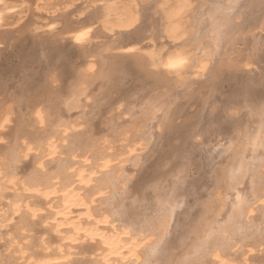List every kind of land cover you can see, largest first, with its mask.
Instances as JSON below:
<instances>
[{
    "label": "bare ground",
    "instance_id": "obj_1",
    "mask_svg": "<svg viewBox=\"0 0 264 264\" xmlns=\"http://www.w3.org/2000/svg\"><path fill=\"white\" fill-rule=\"evenodd\" d=\"M76 1L0 0V46L31 5L55 13ZM92 1L106 40L83 54L53 119L41 108L33 111L37 137L18 129L21 98L0 97V240L5 223L18 222L0 249V264H264V77L251 74L249 56L232 59L243 32L264 35L254 32L264 31V0ZM149 12L170 44L165 50L137 44L134 35ZM93 29L91 23L67 25L64 40L80 47ZM132 64L143 73L140 87L108 102L115 112L104 129L79 133L93 87L108 82L113 88L116 75ZM223 81L235 87L220 99ZM203 84L208 95L189 118L178 153L160 148L175 155L167 158L164 150L166 167L158 166L147 198L138 175L164 132L177 128L187 107L181 99ZM71 136L77 137L67 146ZM196 153L198 172L211 179L202 200L200 179L189 177ZM30 157L35 166L21 178ZM188 204L197 210L191 219ZM36 218L57 235L55 243L48 236L34 240ZM86 242L94 251L89 263H79L74 255Z\"/></svg>",
    "mask_w": 264,
    "mask_h": 264
},
{
    "label": "rangeland",
    "instance_id": "obj_2",
    "mask_svg": "<svg viewBox=\"0 0 264 264\" xmlns=\"http://www.w3.org/2000/svg\"><path fill=\"white\" fill-rule=\"evenodd\" d=\"M9 1L17 2L19 0ZM115 1L120 2L121 0ZM97 3L98 2L96 1L94 3L92 0L88 2L80 0L76 1L75 4L69 7L66 12L58 11L55 13L52 12V10H33L34 6L31 5L30 8L32 7V12L31 9L27 10L30 13L26 11L28 13L27 16L26 12L23 13V18H25V16L26 18L24 20L23 18L20 20L22 24L17 22L20 27L16 25V23L13 24L14 26L11 24L6 26L7 29L11 25V29L9 28L11 31L6 34L4 42L0 46V97H8L11 94H14L17 98H21V118L23 119V122L18 129H20L22 135L25 137L31 136L34 138L41 132L38 129V126H36L32 121L33 111L37 108H41L45 114H49V119H53L55 117L53 113L56 111L54 107L56 106V108H58L59 96L69 87V83L75 75L74 72L77 70L76 68H78V65L83 60V54L87 51V49L95 48L98 42L106 40L103 31L99 27L100 22L97 20L98 18H96L97 15H99ZM152 16L153 15L150 14V12L149 15L147 14L143 21L142 29L138 32L139 35H134L139 39L137 44H139L143 50L151 47L164 48L165 50L170 47V44L163 37L159 36V33L154 27ZM51 19H53V23L48 26L47 22ZM84 23H91L94 27L92 30L93 35L89 42H85L80 47H77L70 41L64 40L67 36L64 35L63 32L65 31L67 25L77 26ZM254 32H260L262 35L264 34V31L259 29H254ZM249 34L250 32H243L237 38V42L233 46L234 50L232 49V59L234 57L233 60L237 61L239 58L242 59L243 57L245 58L249 56L252 68L251 74L256 75V77L259 78L264 77V35L262 37H258V35H256L253 39L252 36H249ZM59 52L63 53V56L59 54ZM60 55L63 59H61ZM128 66L126 67V71L124 73L116 75L115 78L117 79L113 84V88H111L112 83L108 82H106L104 86L96 85L93 87L92 93L89 97V105L85 107L86 113L82 115V118L80 117L81 119H79L84 125L83 129H80L81 131L79 133H82L87 127L90 128V126H92L91 128L95 131H101L104 129L107 117L115 112L108 109V102L113 103V101L120 96L121 92L126 91L128 93L129 91L140 87V82L144 80L143 73L140 72L136 66L133 67V64L132 67L131 65L129 67ZM231 83L232 82L229 81H223V89H221V93L218 95L220 99H223L230 92H233L235 86L232 89L234 82L233 84ZM115 85H117V87ZM201 86L202 87L199 91L194 92L190 97L181 99L182 101L187 102V107L182 116L176 120L177 128L175 127L174 133L171 135L164 132L162 141H159V143L157 142L155 147L152 148L154 150L149 153L150 155L148 154L149 156L145 161L146 164L142 169L143 171H141L138 175V180H140L139 183L143 182L141 183V188L146 191L145 194H147V198H151L152 196V192L149 190L150 188H148L147 185H149V182L156 174H158V169H161L159 167H166L164 164L167 162L164 160L165 155L167 154L166 157L170 156L171 158L173 156L172 158H174L175 154L171 155V153H175V151L178 153V150L181 148L180 146H182V143L185 142V140L182 142V137L187 135L189 132L188 130L191 128L188 121L189 118H194L196 113L200 111L202 98H204L203 95H208L206 93V91H208L207 87H205L204 84ZM16 129V126L13 124L10 129V133L7 135V139L9 141L12 140L13 133H16ZM76 137L77 136H71L66 141L67 146L72 145ZM163 146H167L172 150L174 148V150L164 149L166 152L168 151V153L165 154L164 150L161 149L160 151V148ZM169 151L172 152L169 153ZM194 155L195 157L193 160L196 164L193 163L191 166L189 177H198L197 179L201 180V182H199L200 180L197 181V191L201 193H197L199 196L201 195L200 200H202L204 199L203 197L206 196L202 194H205L207 190H209L208 188L211 185V179L209 178V173L198 172L197 168L200 164V154L196 153ZM162 159L163 162H161ZM32 166L34 167L35 163L33 164L32 158L30 157L27 159L24 166L22 164V167L24 168L23 171L20 172L21 175L19 174V177L24 178ZM207 177L208 180L206 179ZM190 201L191 202L189 203L193 204V200L190 199ZM40 204L43 207L45 206L44 204L42 205V203ZM192 204H188V208L191 209V211L189 209L186 210V212L189 210L188 214L190 219L192 216L195 217L197 215V210L195 211V209H193L194 207H190ZM3 206L2 202L0 204V208H3ZM41 220L40 218H36L34 220L35 222L32 223V226L30 225V228L32 229L31 235L34 240L48 236L47 239L50 238V241L56 242L57 235L49 230L46 225L41 222ZM13 221H10L11 223L6 222L5 227H2L1 232H4L5 234L3 239L0 240L1 250L5 248L6 239L9 238L8 235H12L16 231L18 232V224H16L17 219H14ZM186 221H189L187 222L188 225L190 220ZM183 227L185 228L186 226L183 225ZM46 231H49V234ZM51 232L54 235H52ZM171 239L172 242H174V237ZM92 243L86 242L84 243L85 246L82 245L76 250L78 253L74 256L77 258L79 263H89L88 257L90 258L94 251V246H91L94 243ZM255 259V262L258 261V258Z\"/></svg>",
    "mask_w": 264,
    "mask_h": 264
},
{
    "label": "snow or ice",
    "instance_id": "obj_3",
    "mask_svg": "<svg viewBox=\"0 0 264 264\" xmlns=\"http://www.w3.org/2000/svg\"><path fill=\"white\" fill-rule=\"evenodd\" d=\"M89 31H90V29H89ZM262 116H264V113H262ZM165 124H166V122H165ZM238 199H239V197H238Z\"/></svg>",
    "mask_w": 264,
    "mask_h": 264
}]
</instances>
